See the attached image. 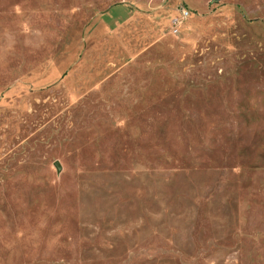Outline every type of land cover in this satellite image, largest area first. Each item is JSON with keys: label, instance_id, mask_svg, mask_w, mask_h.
<instances>
[{"label": "rangeland", "instance_id": "obj_1", "mask_svg": "<svg viewBox=\"0 0 264 264\" xmlns=\"http://www.w3.org/2000/svg\"><path fill=\"white\" fill-rule=\"evenodd\" d=\"M0 264H264V0H0Z\"/></svg>", "mask_w": 264, "mask_h": 264}, {"label": "water", "instance_id": "obj_2", "mask_svg": "<svg viewBox=\"0 0 264 264\" xmlns=\"http://www.w3.org/2000/svg\"><path fill=\"white\" fill-rule=\"evenodd\" d=\"M55 168L59 171L60 167L57 163L54 164Z\"/></svg>", "mask_w": 264, "mask_h": 264}]
</instances>
